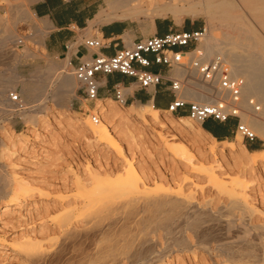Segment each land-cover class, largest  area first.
Returning a JSON list of instances; mask_svg holds the SVG:
<instances>
[{
    "label": "rangeland",
    "instance_id": "374dc122",
    "mask_svg": "<svg viewBox=\"0 0 264 264\" xmlns=\"http://www.w3.org/2000/svg\"><path fill=\"white\" fill-rule=\"evenodd\" d=\"M20 2L22 3V1L17 0H0V5H4L5 7L4 12H0V16L9 21L10 25L8 28L10 30L17 31V39L19 41V43L13 40V43L7 41L4 49L2 51L0 50V75L7 78L19 76L16 79V81H18L16 88L11 90L16 92L22 89L24 81L33 85L42 81L46 71V68L41 71H32L30 67V64L37 63L44 55L42 57L24 59L16 65V69L13 67L11 56L12 49L19 52L24 49V47H29L37 53H41L38 40L35 38V34H37L34 30L36 22L32 17L24 20L21 16L18 17V14L13 13L14 5L20 4ZM143 7L147 8L146 2H144ZM13 16L17 17V22L15 24L11 21V17ZM130 19L138 20L141 24H145L148 27L151 26V23L154 21L166 22L168 28L172 30H187L188 28H204L205 30L206 27L205 18L202 16L192 17L189 15H180V20L178 22L170 12L165 15H154L152 17L140 15L137 18ZM4 34L5 32L0 33L1 36ZM259 35L262 37L264 36V34ZM21 40L22 42H20ZM172 69L173 68H165L166 77L183 81V84H186L188 78L191 77L189 74H186L181 79L174 77L171 73ZM65 70L69 73L72 72V70L68 68ZM51 85L53 87V84ZM79 85L80 83L77 81V87ZM73 96L79 97L83 104L84 108L82 107L80 112L72 111L70 106L59 108L54 102L49 101L47 103L49 108L38 111L40 124L36 128L32 127V123H26L18 116L11 117L0 113V136L3 137L11 133L13 135L15 134L20 139V144L15 148L18 152L16 151L11 156H5L4 160L3 158L2 160L0 159V172L6 170L12 173V175L15 174V177L18 179L26 181L25 183L28 186L32 185L31 187L29 186V188L35 187L33 190L30 189L26 193L20 191L17 198L18 200H14L15 203L12 206L13 212L6 218H0V264H27L19 251L18 245L28 238L42 240L44 246L48 247L50 245L48 248L56 249V252L60 249V251H58L60 253H57V256L55 255L53 258L55 259L56 257V261L53 260V262H57H54L55 264H88L90 256L105 245L103 237L106 234L118 237L121 234L120 228L126 222L129 227L128 232L134 234L135 239L131 251H128L124 256L118 257L119 263L117 264H207L208 262V264H212V259L216 255H227L233 259L234 264H257L255 262L256 258L254 257H244L242 260H239V255L231 254V251L228 249L227 252L225 251L227 247L233 250L243 246L244 238L243 235L240 236V234H243L241 233V224L247 225L248 223V225L251 226L256 225V223L264 224V171L259 170V178L256 176L255 179L247 177L248 175L245 174L244 168L239 165L238 167L237 164L234 166L233 160L229 157V150L231 147L237 145V143L243 144L251 151L247 144L248 142L238 132H234L231 139L223 141L217 140L214 142L211 138H206V141H204L207 143V148L209 146H215L217 150L218 148L221 150H218L216 156L212 157V155L208 153L206 147L200 149V143H202V141H199L200 139L194 138L190 131L180 127L175 122L170 124L168 122L163 121L164 123H162L150 119L141 122V120L135 118L134 114L127 111L129 109L127 107H129L130 104L120 106L113 97H108L114 100L110 106L127 111L125 114L127 118L117 119L116 121L118 123L115 120H112L113 122L111 121L112 123H110V125L112 124L114 126L113 128L111 125L110 128L112 132L109 136L112 144L107 146L96 141L94 142L93 140H88L84 132H79L77 128H74L75 130L71 128V125L60 115L61 110H66L68 113L75 114L80 118L87 115H89L90 118L91 114H96L97 110L95 112L92 110L95 106V101L88 102L83 95H78L76 92ZM32 103L33 102L29 104ZM162 114L170 115L173 118L180 117L166 110H164ZM230 118L236 119V124L238 121L241 123L240 116H232ZM103 119L104 118H101L100 115L99 121ZM103 121L108 123L106 118ZM192 121L194 124L198 125V122ZM121 126H127L124 128L126 129L125 131H127V128L128 130L131 128L127 131L128 133L131 130L135 133L134 135V133L132 134L130 132L135 138L130 137L128 140L129 143L125 138L123 141V136L121 138V135L117 134V129L124 131L121 129ZM257 136L256 142L262 144L261 148L264 149V140L261 139L259 135ZM131 139H134L132 140L133 142ZM195 139H197L198 142L194 141ZM125 141H127V143ZM196 143H199V148H197L198 146ZM170 146L183 147V151L193 158V164L185 159H181L182 157L180 156L174 157L173 154L175 150ZM260 156V153L249 155V157L254 158ZM200 157H202V159ZM205 157L206 159L212 157V159H209V164L212 163L210 160H214L213 162L216 161V163H212V165H217V163L220 162L219 164L222 168L217 170L219 173L216 172L219 175L222 173L220 177L223 181H226L228 185L232 178H237L243 183L248 184V187L250 186L248 192L246 190L245 196L246 198L249 197L247 200L250 203L257 206V212L253 214H243L239 209H235V212H229L228 208L226 209L225 206L228 207L231 197L228 193L220 190L218 186L215 187V184L210 182L205 173L200 169V162L203 161ZM8 160H10V162ZM129 163L134 164L135 167L144 171V173L140 171L142 174L139 172V177L144 175L140 177L142 178L140 181L146 185L149 190L145 195L149 197L152 195H159L161 192L158 190V187L162 185L166 191L189 199L190 207L187 211L196 209L198 206L201 207L203 211H206L207 215L204 221L197 228H194L186 223L184 215H179L171 224L170 233H167V231L161 227L155 232H151L149 235L150 238L146 239L144 237V232L137 223L141 218L140 216L145 215V213L138 211L132 218L127 219L125 215L127 208L125 207L115 211L113 215L110 218H106L100 226L91 229L92 226L90 222L87 224L84 222L85 217L81 215L84 211L81 209L80 205L84 203L86 198L87 201L93 199L99 200L102 195H95L93 193L95 181L91 179L90 175L87 176V173L92 170V172L97 175L98 179H100L101 183L108 184L110 187H116L120 184L117 180L118 176L125 170L126 167L124 166ZM145 175H148V178ZM87 177L89 178L88 181L90 184L88 181H85ZM108 177L113 180H109ZM144 177H146L147 180ZM170 179H173V182H171ZM165 180L167 181L165 182ZM137 195H141V198L144 194ZM5 197L6 194L0 189V207L5 205ZM128 198L129 197H121L118 199V202ZM141 199H139V201H141ZM67 201L69 204L66 203ZM74 206H79L80 209H76L73 213L71 218L72 221L70 220L71 223L69 222L67 224V230L60 229L59 223L61 216L66 210H70ZM87 212L88 211H85V213ZM238 216L239 218H237ZM226 220L227 224L225 223ZM231 220L233 221V226L230 223ZM229 226L232 227L230 228ZM72 227L78 228V235H71L68 232ZM56 228L59 230L57 231ZM81 230L86 233L84 236H82L83 231L81 232ZM203 232L208 233L205 238L201 236ZM182 236L187 238V245L184 247L177 245L174 241L175 238ZM256 240L258 241V239ZM17 242H19V244ZM205 246L209 248V251L204 249ZM135 250L147 253L136 256L133 254ZM59 259H61L60 262ZM110 260L111 257H107L104 264H116ZM53 262L50 264H54Z\"/></svg>",
    "mask_w": 264,
    "mask_h": 264
},
{
    "label": "bare ground",
    "instance_id": "6f19581e",
    "mask_svg": "<svg viewBox=\"0 0 264 264\" xmlns=\"http://www.w3.org/2000/svg\"><path fill=\"white\" fill-rule=\"evenodd\" d=\"M111 2L112 4L110 5L108 14L113 18H137L140 15H143L144 17H152L154 15H165L168 12L172 13L178 22L180 20V15L204 17L206 21L205 32L203 33L200 41L197 43L196 48L188 52L186 55L191 59V61L199 60L201 62H206L209 60L212 61L216 58H220L221 67L216 74L215 80L211 83L202 80L200 72L195 68L183 66L174 67L171 72L174 77L181 79L186 74L191 76L188 78L186 84L182 85L179 96L188 101H195L199 102L200 104L218 107L223 112H227V110L230 108H235L236 114L241 118V123L245 124L256 135H259L261 139L264 140V36L262 37L259 35L264 34V0H111ZM144 2H146L147 8L143 7ZM13 11V13L18 14L17 16H21V18L24 20L31 17V13L25 7L23 2L14 5ZM11 21L15 24L17 22V17H11ZM153 23H151L152 29L154 25ZM9 25V21L0 16V33L5 32L4 35H0L1 51L4 49L7 41H11L12 43L15 41L16 43H19L17 39V31L10 30L8 28ZM20 42H22V40ZM11 56L13 67L16 69V65H18L24 59L42 57L43 54L37 53L35 50H32L29 47H24V49L19 52H17L15 49H12ZM67 64L68 61H66L62 67H55L49 62L48 66L46 67L45 77L42 81L36 83V85L22 81L23 87L18 92L23 104L22 108H18L17 104H15L10 98V92L16 88V84L18 82L16 79L19 76L7 78L0 75V113L9 115L11 117L18 116L24 122L32 123V127L36 128L40 124L38 111L49 108L47 105L49 101L54 102L59 108H66L69 106L70 97L74 95L77 89V80L71 73L66 72L65 69L67 68ZM227 68L231 78L238 77L242 78L244 81L241 89L240 100L238 102H233L227 96L226 92L220 87L219 78L223 71L225 69L227 70ZM51 84H53V87ZM224 101H227L228 104L224 105ZM31 102L33 103L29 104ZM113 102L114 100L111 98H106L105 100L97 98L95 100V106L92 109L94 112L97 110L96 113H100L99 115H101V118H104L103 120L106 118L108 123H105V121L102 120L98 121L96 124H93L89 118V115L80 118L75 114L68 113L66 110H61L60 115L65 118V121L68 122V124L71 125V128H77L79 129V132H84L88 140H93L94 142L96 141L107 146L112 144L109 138L112 132L110 128L112 124L110 125V123L113 122L112 120L116 121L117 119L127 118L125 115L127 111L131 114H134L135 118L141 120V122L146 121L147 119L162 123L168 122L170 124L175 122L180 127L190 131L194 138L200 139V142L202 141V143L199 142L201 145L200 149H202V147L207 148V143L205 142L206 138H211L214 142L217 141L202 129V126L199 122L198 125L194 124L189 116L173 118L170 115H163L162 112L164 110L155 108L151 103L148 102L138 105L131 104L129 107H127L129 108L127 111H123L110 106V104ZM256 106H258V110L256 109ZM125 127L123 126L121 128L124 131L117 129V134H120L121 138L123 136V141L124 138L128 141L130 137H134L132 135L134 132L131 130L130 132L132 134L130 132L128 133L127 131H129L131 128L129 130L127 128V131H125ZM197 139L194 141L198 142ZM132 140L134 139H131V141ZM127 141L125 142L127 143ZM199 143H196L198 146L197 148H199ZM19 144L20 139L15 134L13 135L10 133L8 135H4L3 137L0 136V159L2 160L3 158L4 160L5 156L7 157V155H13L17 151L15 150L16 146ZM170 147L175 150L173 154L174 157L180 156L182 157L181 159H185L189 163L193 164V158L191 155L183 151V147ZM207 149L208 153L211 154L212 157L216 156L218 150H220V148L217 150L215 146H209ZM228 153H230L229 157H231L233 160L234 166L237 164V166L239 165L240 167H243L244 171L246 172L245 174L248 175L247 177L255 179V176L258 177L259 175V170L264 171V149L258 151H249L243 144L237 143V145L231 147ZM254 153H260L261 156L258 158L249 157L250 154ZM212 157H209L208 159L205 157L203 161H201L202 163L200 162V169L205 173L208 180L215 184V187L218 186L220 190H223L225 193L230 195L231 201L228 207L225 206L226 209L228 208L229 212H235V209H239L243 214H253L254 212H257V206L250 203L247 200L249 197L246 198L245 196V192L246 190L248 192V188L250 186L248 187V184L243 183L237 178H232L228 185L226 181H223L220 177L222 173H220L221 175L218 174L219 172L217 170L222 168L219 164L220 162H218L217 165H212V163H216V161L213 162L214 160H210L212 163L209 164V159H212ZM200 158L202 159V157ZM10 160L8 161L10 162ZM124 167H126L125 170H123L117 178L120 184H118L116 187H110L108 184L101 183L100 179H98L97 175L92 172V170H90L88 173L86 172L87 176L90 175L91 179L95 181L93 186L94 188L92 187L94 189L93 193L95 195H102L99 200L93 199L87 201L86 198L84 203L81 205L79 204L81 200L78 203L81 209L84 211V213L81 214L85 217L84 222L85 224L90 222L92 226L91 229L100 226L101 223L106 218H110L115 211L125 207L127 208V211L125 212L127 219L132 218L136 212L138 213V211L145 213V215L140 216L141 218L137 223L140 225V229L144 232V237L146 239L150 238L149 235L151 232H155L161 227L167 231V233H170L171 224L179 215H184L186 218V223L194 228H197L204 221V218L207 215L206 211H203V209L199 206L196 209L187 211L190 207L189 199L166 191L162 185L158 187V190L161 192L159 195H152L150 197L145 195L149 190L146 185L140 181V179H142L140 177H143L144 175L139 177V172L141 171L144 173V171L138 169V167H135V165L131 163L128 165L126 164ZM141 172L140 174H142ZM145 176L148 178V175ZM87 178H85L86 182L89 180V178ZM112 180L113 179H111V181ZM172 180L171 182H173ZM166 181L167 180H165V182ZM25 182L26 181H22L15 177V174L12 175V173H9L6 170H2L0 172V189L6 194V203L4 206L0 207V218H6L13 212L12 206L15 203L14 200L18 198L20 191L26 193L30 189L33 190L35 188H29L30 185L28 186ZM137 194H144L141 197L143 199L140 198L141 195L138 196ZM121 197L129 198L118 202V199ZM139 199H141V201H139ZM68 201L66 202L67 204H69ZM76 209H80L79 206H74L70 210H66L64 212L59 223L60 229L65 230L67 228V224L70 222ZM85 211L88 212L85 213ZM237 218H239V216ZM126 223H124V225L120 228L122 235L120 234L118 237H113L110 234H106L103 237L105 245L101 247L99 251L90 256L88 264H104L107 260V257H111L110 261H113L117 264L119 263V259H117L118 257L122 255L124 256V254H126L128 251H131L135 235L131 232H128L129 227ZM225 223L227 224V220ZM230 223L233 226L232 220ZM240 226L242 230L241 233H243L240 234V236L243 235L244 238L243 246L233 250L227 247L225 251L227 252L228 249L231 251V254L239 255V260H242L244 257H254L256 258L255 262L257 264H264V224L256 223V225L251 226L247 223V225L241 224ZM56 230L58 231L59 229L56 228ZM82 231L83 230H81V232ZM68 232L71 235H78L79 231L78 228L72 227V229H70ZM85 234L86 233L83 231V235H81L84 236ZM206 235H208V233L203 232L201 234L203 238H205ZM256 239H258V241ZM174 241L179 246L184 247L187 245V238L183 236L175 238ZM17 243L19 244V242ZM48 247H50V245ZM48 247L43 245L42 240H35L34 238H28L23 243L18 245L19 251L23 255L27 264H50L53 262V260L56 261V257L55 259L53 258L55 255L57 256V253H60L58 252L60 249L56 252V249H49ZM204 249L209 251L207 246H205ZM146 253L147 252L139 250L133 251V254L136 256ZM60 260L61 259H59V262ZM212 264H234V261L227 255H216L212 259Z\"/></svg>",
    "mask_w": 264,
    "mask_h": 264
},
{
    "label": "crops",
    "instance_id": "0c3cea01",
    "mask_svg": "<svg viewBox=\"0 0 264 264\" xmlns=\"http://www.w3.org/2000/svg\"><path fill=\"white\" fill-rule=\"evenodd\" d=\"M11 1V0H9ZM22 1L32 19L36 22L34 30L43 58L35 64H30L31 70H43L48 62L55 67H62L68 61L67 68L72 70L80 62L90 59L98 53L112 54L115 49L130 46L135 41L156 34H163L169 28L166 22L154 21L151 26L141 24L130 18H113L108 14L111 0H17ZM4 5H0V12H4ZM1 14V13H0ZM153 30V31H152ZM90 37L101 38L104 47L92 50L84 45V40ZM71 66V67H70ZM151 70H160L166 77L165 69L151 66ZM157 69V70H155ZM99 83L98 98L113 97L115 87H123L127 104L151 103L153 107L166 110L174 99L169 89V80L164 79L161 84L141 89L136 81L128 76L114 73L96 75ZM81 95L80 85L75 91ZM72 97V98H71ZM70 97V107L74 112H80L83 104L79 97ZM175 115H188L187 108H180ZM207 124L211 131L205 129ZM202 129L219 141L231 139L236 132V119L229 118L224 122L208 118L202 123ZM251 151L261 150L259 142L247 141ZM247 149V148H246ZM248 150V149H247Z\"/></svg>",
    "mask_w": 264,
    "mask_h": 264
},
{
    "label": "built area",
    "instance_id": "2783aa9c",
    "mask_svg": "<svg viewBox=\"0 0 264 264\" xmlns=\"http://www.w3.org/2000/svg\"><path fill=\"white\" fill-rule=\"evenodd\" d=\"M204 32V28L187 30L169 28L161 35L155 33L135 41L130 46L117 48L112 54L98 53L92 58L80 62L72 69L71 74L80 83L81 94L88 102L98 98L99 83L96 79L98 73L105 75L119 73L131 77L141 89L156 86L161 84L164 79H168L170 82L169 89L173 92L174 99L169 103L167 111L175 114L178 109L187 108L188 116L201 125L208 118L224 122L232 116H238L235 108L223 112L215 106L188 101L179 96L183 81L165 77L160 70L153 71L150 69L151 66L155 65L160 66L161 69L179 66L191 67L200 72L202 80L208 83L214 81L221 67L220 58L201 62L199 60L191 61L186 55L196 48ZM84 45L92 50H99L104 47V42L101 38L90 37L84 40ZM219 81L221 89L226 92L227 96L233 102H238L244 84L243 79L231 78L227 68L223 71ZM10 98L17 104L18 108L23 107L18 92H10ZM113 98L120 106L127 104L123 87H115ZM223 104L226 105L228 102L224 101ZM256 109H259L258 106ZM90 119L93 124H96L100 120V115L98 113L91 114ZM235 130L246 141L252 142L258 138L250 128L240 121L237 122Z\"/></svg>",
    "mask_w": 264,
    "mask_h": 264
},
{
    "label": "trees",
    "instance_id": "16d2710c",
    "mask_svg": "<svg viewBox=\"0 0 264 264\" xmlns=\"http://www.w3.org/2000/svg\"><path fill=\"white\" fill-rule=\"evenodd\" d=\"M188 29H190V28H188ZM203 127H204L205 129L211 131L210 127H209L207 124H203ZM214 135L218 138V140H220V138L218 137V135H216V134H214Z\"/></svg>",
    "mask_w": 264,
    "mask_h": 264
}]
</instances>
